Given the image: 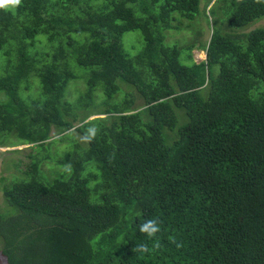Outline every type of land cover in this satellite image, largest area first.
Wrapping results in <instances>:
<instances>
[{
    "label": "trees",
    "instance_id": "obj_1",
    "mask_svg": "<svg viewBox=\"0 0 264 264\" xmlns=\"http://www.w3.org/2000/svg\"><path fill=\"white\" fill-rule=\"evenodd\" d=\"M220 1V25L206 14L209 36L183 44L166 31L200 0L0 9V146L28 145L10 160L22 178L0 177L5 264H264V24L248 27L264 6ZM131 30L143 41L133 56ZM92 124L96 138L46 180L49 150ZM155 217L161 248L138 254L153 242L138 225Z\"/></svg>",
    "mask_w": 264,
    "mask_h": 264
},
{
    "label": "rangeland",
    "instance_id": "obj_2",
    "mask_svg": "<svg viewBox=\"0 0 264 264\" xmlns=\"http://www.w3.org/2000/svg\"><path fill=\"white\" fill-rule=\"evenodd\" d=\"M209 0H200L199 2V10L193 20L182 19L180 22L173 21V25L177 27L176 29H169L166 32L165 41L168 44H183L187 42L191 35L196 38H199L203 32V39H206L209 36V30L206 24V19L208 15L209 23L211 24L212 20L214 22V26L218 27L220 22L222 21L223 15L225 14L226 6L223 2L218 0H212L208 3ZM208 3V4H207ZM264 24V17H261L255 21H252L248 27H256ZM212 26V25H211ZM188 31V32H187ZM201 32L200 34H198ZM173 42V43H171ZM143 45L141 33L139 30H131L127 31L123 34V47L127 53L131 56L136 54ZM194 59L196 61L205 58V52L203 50L193 49L192 50ZM83 84V80L81 77L74 78L70 80L68 84V92L67 97L72 101L75 97H77L78 84ZM181 110H178L180 112ZM95 115L91 116L93 118ZM81 134L78 132H69L67 136H65L63 141L58 142V150H49L50 158H45L47 163H45L46 173L43 171L42 175L46 180L51 178V168L57 169L58 164L61 165L62 161L58 162L62 157L70 158L69 154H72L74 150H83L86 146V142L80 139ZM82 143V144H81ZM27 144L16 145V146H0V177L3 178L1 181L2 186H8L13 180L22 178L21 176V168L16 164L12 165L10 161L13 158L22 159L25 153L27 152ZM17 148V149H16ZM20 152H11V150L21 149ZM35 153H30V155L34 156ZM47 152L42 150L39 156L45 157ZM41 157V158H42ZM35 158V157H33ZM32 158V159H33ZM38 158V157H37ZM24 159V158H23ZM50 170V171H49ZM48 171V172H47ZM21 176V177H20ZM9 206L5 200V196L3 193V188L0 189V212L5 210L6 207ZM0 264H5L3 258L0 256Z\"/></svg>",
    "mask_w": 264,
    "mask_h": 264
},
{
    "label": "clouds",
    "instance_id": "obj_3",
    "mask_svg": "<svg viewBox=\"0 0 264 264\" xmlns=\"http://www.w3.org/2000/svg\"><path fill=\"white\" fill-rule=\"evenodd\" d=\"M254 4L264 6V0H252ZM22 0H0V9L8 10L15 9L21 6ZM99 132V128L92 124L87 127L85 132L80 136V139L84 142H91L94 140ZM163 221L159 217L145 219L142 223L138 225V230L140 233L144 234L149 240H152V245L149 247L147 243L141 242L135 245L134 251L138 254H151L158 251L161 248L159 243L158 233L161 232V225ZM171 243L176 244L180 247L181 244L178 243L175 237L170 240Z\"/></svg>",
    "mask_w": 264,
    "mask_h": 264
}]
</instances>
